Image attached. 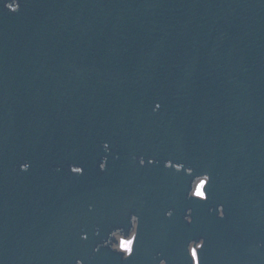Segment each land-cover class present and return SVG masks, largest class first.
<instances>
[{
	"label": "water",
	"instance_id": "water-1",
	"mask_svg": "<svg viewBox=\"0 0 264 264\" xmlns=\"http://www.w3.org/2000/svg\"><path fill=\"white\" fill-rule=\"evenodd\" d=\"M7 2L0 264H125L111 242L133 213L131 264H188L199 238L206 264H264V0ZM202 174L207 207L188 197Z\"/></svg>",
	"mask_w": 264,
	"mask_h": 264
},
{
	"label": "snow or ice",
	"instance_id": "snow-or-ice-1",
	"mask_svg": "<svg viewBox=\"0 0 264 264\" xmlns=\"http://www.w3.org/2000/svg\"><path fill=\"white\" fill-rule=\"evenodd\" d=\"M21 7V2L20 0H12V2H7L3 3V8L9 10L12 13L18 12ZM161 105L157 103L155 105L156 109H159ZM104 149H109L110 145L105 143L103 144ZM140 166H144L145 164L148 165H154L157 163L155 157H141L139 158L138 161ZM21 165H26L25 171L28 170L30 165H27V163H22ZM98 168L101 172H104L107 170V161H102L98 164ZM164 168L165 169H173L175 170L176 173L180 172H187L188 175L193 174V168L191 166H188L182 162L179 161H172V160H166L164 162ZM69 171L73 174H76L77 176H83L86 171V165L82 163H72L69 165ZM204 176L203 179L200 180L199 184L196 186L195 190L192 191L191 189L188 191V197L191 199L189 196V192L192 193L193 196H195V200L197 203L201 204L203 207L208 206V202L214 198V193L212 190V181H211V175L210 174H202ZM217 212L218 218L219 219H224L225 217V210L223 206H219L218 208L214 209ZM165 218L166 219H171L174 215V210L173 209H167L165 210ZM139 216L138 214H130V221H131V227H135V235L132 236L131 239H126L121 242L127 243L128 247H118L117 249H113V251L117 254L122 253L123 255L120 257L121 260L125 262V264H131L133 257L135 256L137 252V244L140 240L139 232H138V227H139ZM185 222L188 225H191L193 223V216L191 210L187 212V214L184 217ZM83 240H87L88 237L87 235H82ZM192 244H196L197 247H189L190 243L186 245V254L188 256V264H206V261L204 260L203 257V249L206 246V240L203 238L199 239H192L191 241ZM99 251V249H97ZM165 262L167 264V260L163 258L161 255V258L158 261V264H161V262ZM75 264H83V261L81 259H77L75 261Z\"/></svg>",
	"mask_w": 264,
	"mask_h": 264
},
{
	"label": "clouds",
	"instance_id": "clouds-1",
	"mask_svg": "<svg viewBox=\"0 0 264 264\" xmlns=\"http://www.w3.org/2000/svg\"><path fill=\"white\" fill-rule=\"evenodd\" d=\"M27 165H29V163H27ZM21 167V170L25 171V168H26V165H20ZM135 227L132 228V235L134 236L135 235ZM124 241V240H123ZM114 249L117 247L116 245H113L112 246ZM119 247H128V244L125 242L123 244H120ZM161 264H165V262H161Z\"/></svg>",
	"mask_w": 264,
	"mask_h": 264
},
{
	"label": "bare ground",
	"instance_id": "bare-ground-1",
	"mask_svg": "<svg viewBox=\"0 0 264 264\" xmlns=\"http://www.w3.org/2000/svg\"><path fill=\"white\" fill-rule=\"evenodd\" d=\"M126 239H127V237H123L122 235L117 236V237H116V240H117V242H119L117 246L119 247V245L121 244V242H122L123 240H126Z\"/></svg>",
	"mask_w": 264,
	"mask_h": 264
},
{
	"label": "rangeland",
	"instance_id": "rangeland-1",
	"mask_svg": "<svg viewBox=\"0 0 264 264\" xmlns=\"http://www.w3.org/2000/svg\"><path fill=\"white\" fill-rule=\"evenodd\" d=\"M116 242H117V241H116ZM114 245H116V246H117V245H118V243H114ZM117 248H118V246H117Z\"/></svg>",
	"mask_w": 264,
	"mask_h": 264
}]
</instances>
